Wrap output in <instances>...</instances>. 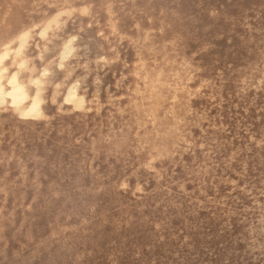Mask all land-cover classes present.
Returning <instances> with one entry per match:
<instances>
[{
  "label": "rangeland",
  "instance_id": "1",
  "mask_svg": "<svg viewBox=\"0 0 264 264\" xmlns=\"http://www.w3.org/2000/svg\"><path fill=\"white\" fill-rule=\"evenodd\" d=\"M5 46L0 264H264V0H0Z\"/></svg>",
  "mask_w": 264,
  "mask_h": 264
},
{
  "label": "bare ground",
  "instance_id": "2",
  "mask_svg": "<svg viewBox=\"0 0 264 264\" xmlns=\"http://www.w3.org/2000/svg\"><path fill=\"white\" fill-rule=\"evenodd\" d=\"M57 19V18H56ZM27 21V20H26ZM170 22V21H169ZM57 23V22H56ZM203 28H205V26H203ZM197 29H198V27H197ZM196 30V29H195ZM25 31H28V30H25ZM24 32V31H23ZM26 33V32H25ZM27 34V33H26ZM24 36V35H23ZM25 36H27V35H25ZM168 37V36H167ZM171 37V36H170ZM170 37H168V38H170ZM174 37V36H173ZM145 38H147L148 39V37H145ZM23 39V38H22ZM73 39H75L76 40V37L75 36H73L72 37V39H70V38H68V40L66 41V42H71V41H73ZM154 39V38H153ZM173 39V38H172ZM19 40V39H18ZM17 40V41H18ZM25 40V39H24ZM23 40V41H24ZM164 40V39H163ZM63 41H65V40H63ZM173 42V41H172ZM171 42V43H172ZM10 43V42H9ZM72 43V42H71ZM153 43V42H152ZM151 43V44H152ZM170 43V44H171ZM11 44V43H10ZM16 44H19V43H16ZM24 44H25V42H24ZM27 44V43H26ZM68 44V43H67ZM174 44V43H173ZM19 45H21V43L19 44ZM175 45V44H174ZM4 46V45H3ZM63 46H65V44L63 45ZM72 46V45H71ZM71 46H66L67 48L68 47H71ZM6 47H9V46H5V47H3L2 49V51L0 52V64L2 63V61L4 60V59H6V57L9 55L8 53H9V50L6 48ZM19 47V46H18ZM72 47H74L75 48V46H72ZM172 47V46H171ZM10 48V47H9ZM24 48V47H23ZM22 48V49H23ZM63 48V47H62ZM66 48V49H67ZM77 48V47H76ZM172 49H173V47H172ZM69 50V49H68ZM74 50V49H73ZM60 51V50H59ZM67 50H65V52H66ZM71 51H72V49H71ZM138 51V50H137ZM172 51V50H171ZM65 52H64V54H65ZM14 53V52H13ZM60 53V52H59ZM16 54V53H15ZM63 54V55H64ZM185 54H187V53H185ZM67 55V54H66ZM167 55H168V53H167ZM62 56V55H61ZM68 56V55H67ZM13 57V56H12ZM20 57V56H19ZM64 57V56H63ZM63 57H60V60H61V58H63ZM184 57H188V56H184ZM65 58H67V57H65ZM189 58V57H188ZM186 59V58H185ZM12 60V59H11ZM201 60V59H200ZM22 61V60H21ZM20 61V62H21ZM184 61V60H183ZM23 62V61H22ZM21 62V63H22ZM58 62H59V60H58ZM63 62V61H62ZM189 62H191L190 60L188 61V62H186V63H188L189 64ZM10 63V62H9ZM64 63V62H63ZM181 64H183L182 62H180ZM192 63V62H191ZM22 64H24V63H22ZM199 64H200V61H199ZM6 65V64H5ZM65 65V64H64ZM184 65V64H183ZM190 65V64H189ZM189 65H188V67H189ZM201 65V64H200ZM59 66H61V65H59ZM194 66V65H193ZM192 66V67H193ZM33 67V66H32ZM65 67V66H64ZM184 67V66H183ZM199 67V65L197 66V68ZM200 68V67H199ZM5 68H4V66H2V67H0V72H3V70H4ZM176 69H178V68H176ZM191 69V68H190ZM163 72H167V71H165V69L163 68ZM167 70V69H166ZM171 70V69H170ZM189 70V69H188ZM160 71V70H159ZM4 72H6V70L4 71ZM65 72V71H64ZM170 72V71H169ZM189 72V71H188ZM187 72V73H188ZM11 74V73H10ZM9 74V76L7 77V79H5V80H3L2 79V77L4 76V73H3V75H2V77H1V75H0V106L1 107H5L6 108V104L7 105H9V107L13 110V111H15L17 114H19L21 117H25V118H31V117H38V116H41L42 115V109H43V107H42V105H41V103H42V98H41V96H35V95H31V96H29L28 95V93H27V90H26V88H25V86L23 85V83H21V81L18 79V77H17V75L16 74H12V75H10ZM165 74V73H164ZM171 74V73H170ZM169 75V74H168ZM167 76V75H166ZM161 78L163 77L164 78V75L163 76H160ZM169 78V77H168ZM41 79H42V77H41ZM44 81V80H43ZM162 81V80H161ZM167 81V80H166ZM165 81V82H166ZM38 83V82H37ZM42 83V82H41ZM45 83V82H44ZM168 83V82H167ZM175 83H177L176 81H175V78H173V80H171V86H173V87H175L176 89H174L176 92H178V99L180 100V99H182L183 98V91H182V87H181V89L178 87V85L176 84L175 85ZM43 84V83H42ZM160 84V83H159ZM158 84V85H159ZM162 84H163V82H162ZM158 85H157V87H158ZM163 85H165V83L163 84ZM180 85V84H179ZM182 85V84H181ZM39 86V85H38ZM169 86H170V84H169ZM36 87V86H35ZM161 87V86H160ZM168 87V86H167ZM172 87V88H173ZM40 88V87H39ZM38 88V89H39ZM36 90V89H35ZM162 90V89H161ZM174 90H173V92H174ZM164 91V90H163ZM160 92V91H159ZM164 93V92H163ZM185 93V92H184ZM187 93V92H186ZM38 94V93H37ZM41 94V93H40ZM39 95V94H38ZM65 99H66V101H70L71 103L72 102H74V99H77V101H79V103L81 102V104H83V103H85V102H82V101H86V100H84L83 99V97H81L80 95H79V92H78V88H77V85L76 84H73L72 85V87H70V89L66 92V94H65ZM77 101H75L74 102V105H76V106H78V104H76V103H78ZM183 102H181L180 103V105L182 104ZM81 104H79V105H81ZM179 105V106H180ZM82 106V105H81ZM8 107V108H9ZM177 107V106H176ZM189 108V107H188ZM16 114V115H17ZM18 115V116H19Z\"/></svg>",
  "mask_w": 264,
  "mask_h": 264
}]
</instances>
